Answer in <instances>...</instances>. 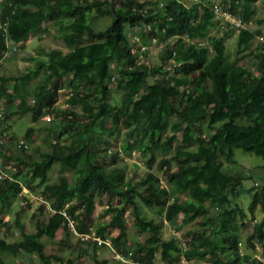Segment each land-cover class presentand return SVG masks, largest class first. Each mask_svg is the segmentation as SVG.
<instances>
[{
	"label": "trees",
	"instance_id": "16d2710c",
	"mask_svg": "<svg viewBox=\"0 0 264 264\" xmlns=\"http://www.w3.org/2000/svg\"><path fill=\"white\" fill-rule=\"evenodd\" d=\"M215 1L0 0V59L33 61L32 67L18 74L0 72V99L7 106L15 103V112L30 113L33 121L49 113L56 117L46 130L53 137L51 148L37 157L18 140L16 149L5 145L13 136L1 123L10 113L0 120L6 131L2 136L0 130V153L13 166L0 178V214L14 199L25 197L20 194L25 168L31 181L28 189L53 210L32 231L16 214L18 237L9 240L0 234V264H15L23 254L36 255L39 264H75L59 253L47 252L43 239L51 240L59 229L72 235L62 210L74 219L76 234L90 235L85 241L77 238L91 245V258L97 264L107 263L97 258L106 242L93 235L109 240L118 253L147 264H155L156 259L160 264H179L182 257L189 264H264L261 257L241 250L238 236L239 221L246 216L238 197L245 190L243 178L250 177L224 167L225 162L236 161L233 147L240 146L260 155L264 169V33L239 29L235 56L229 58L225 37L233 29L218 33ZM256 1L219 0L246 23L256 12ZM98 14L110 16L105 28L93 26ZM48 23L57 29L56 37L66 49L48 53L39 48L36 54L24 50L29 35L48 31ZM127 25L138 33L130 37ZM145 35L150 40H169L162 45L157 64L144 60L147 53L140 42ZM258 35L263 40L253 53L250 47ZM251 53L252 68L244 63ZM61 88L67 93L64 107L54 104ZM115 94L118 98L112 100ZM121 127L128 135L126 152H139L148 167L136 180L116 163L117 149H110L109 137ZM178 127H183L181 135ZM34 131V125H29L25 139ZM101 154L114 165L102 161ZM160 155H165L159 165L164 183L151 169ZM56 163L59 175L49 181L48 173ZM63 169L72 171V180ZM254 188L247 190L248 209L258 202L264 210V182ZM102 192L108 195L109 216L94 221L96 197ZM140 203L158 207L163 216L147 217ZM128 209L133 227L143 235L129 245ZM179 214L183 224L190 225L185 241L163 238V221L175 223ZM254 239L264 253V215L246 239L253 250Z\"/></svg>",
	"mask_w": 264,
	"mask_h": 264
},
{
	"label": "rangeland",
	"instance_id": "374dc122",
	"mask_svg": "<svg viewBox=\"0 0 264 264\" xmlns=\"http://www.w3.org/2000/svg\"><path fill=\"white\" fill-rule=\"evenodd\" d=\"M182 1L186 4L191 2V0H182ZM110 22H111V18L106 14L103 15L98 14L92 20V24L96 29L105 28ZM48 26H49L48 31H44L42 33H37V32L31 33L28 39L26 40L23 49L30 51L31 53L34 54L38 52L39 48L44 49V51L48 53L50 52L57 53L59 50H65L66 49L65 43L56 37V34L58 33L57 29L51 23H48ZM245 26L251 29H260L262 33H264V2L262 0L256 1V12L248 21V23L245 24ZM127 30H128V35L130 37L138 33V31H136V28L130 27L128 25H127ZM142 30L143 29L141 28V32H142L141 34H143L144 31ZM232 31L233 32L231 33V35L225 37V44L229 58L234 57L236 53L237 30L233 29ZM222 32L223 30L220 29L218 33H222ZM257 37L259 39H255L250 47L253 49V53L260 46V43L262 41L260 38L261 35H258ZM168 42L169 40L163 42L153 39L150 40V36L145 35L143 40H141V43L146 45L145 50L147 54L144 57L145 62L149 63V65H151L152 63L155 64L159 63L161 60L160 59L161 52H163L162 45H165ZM6 57L7 56H4L2 59H0V72H2L5 75L18 74L19 72L26 71L27 68L33 66L32 60L10 59ZM251 62H252V53L246 56L244 60V63L250 68L253 67ZM36 80L37 79L30 81L29 89L33 88L34 84L36 83ZM66 97H67V93L60 92L56 97L54 103L55 106L64 107L66 104L65 101ZM114 98H118V95L115 94L112 100H114ZM15 109H16L15 103H12L9 106H7L5 100L3 98L0 99V110L3 112V114L5 113V115H8L10 113L6 120V123H1V124L8 125L7 132L11 136H13L12 141H8V142L6 141L5 145H11L13 149H16L17 147L16 141L18 139H24L25 141H27L28 148L30 149L34 157L39 156V152L50 149L52 143L51 140L53 137L48 136L46 130H47V126L50 125V123L56 117L52 113H49L48 116H50L51 120L50 119L48 120V118L45 119L42 118L41 120L33 121L30 113H25L20 115L15 112ZM29 125H34L36 131H34V133L31 135L29 139H25L23 133ZM182 128L178 127L177 129V132L180 135H181L180 131H183L181 130ZM127 136L128 135L125 133L124 127H121L119 132H117L116 134H111L109 137V139L111 140L110 149L113 150L115 148L117 149V154H115L116 155L115 157H117L116 163L122 165L125 168L128 177L132 178L133 180H136L138 177H141L145 174L148 167L144 162V158L139 155V152L137 151H132L131 153L126 152ZM4 140H8V137H6ZM180 144H182V142H180ZM190 145L193 146L192 144ZM190 145L187 144L186 146H190ZM233 150L236 161L234 163L225 162L224 167L227 170L236 172L242 177H244V174L250 177L248 179L243 178L242 186L245 190L238 197L240 204L243 206V208L246 211V216L241 221H239V226H238V236L241 241L240 248L242 251L248 252L253 256L261 257L260 259H263L264 261V253L262 251V247L260 243L254 239L256 242V248L255 250H253L246 242L247 237L252 232L254 223L264 215V210L262 209V207L258 202L254 204L252 210L248 209V202H250V194H248L247 192V190L252 185L255 187L254 188L255 191L258 190V187H260L262 182H264V169L260 167L263 160L260 155H257L252 151L245 150L240 146H234ZM101 155L102 156H100V159L105 163H107L108 166L111 167L112 165H114L115 162H110L109 159H107V157L104 154ZM3 158L4 157L0 153V169L3 172L5 171L6 174H8L10 171L12 172L13 170V166L11 164L12 160L11 159L8 160L6 158L3 159ZM164 158L165 155L157 156L156 160L151 166L152 171L159 175L163 183H164V176H163L164 172L163 169L159 168V165ZM62 172L66 174L70 180H72L73 174L71 170L63 169ZM22 174L23 176L25 175L24 178L23 177L21 178V183L23 186L22 189L24 191L27 190L28 192H30L34 198L28 201L26 200L25 197L14 199L11 205L8 208H6L7 210L4 212V214L3 215L0 214V220H1L0 234L7 237V239L9 240L18 237L13 223V219L15 218L16 214L25 222L26 230L32 231L36 228V222L39 219H46L48 215L53 211L52 209L48 210L45 207L40 209V207L38 206L39 201L36 199L38 194L28 189V184L31 181L29 180V178H27L29 174L26 168L23 170ZM58 175H59V164L56 163L53 165V167L48 173V180L56 181ZM27 202H29L28 205H26ZM108 203L109 200H108V195L106 193L102 192L97 195L95 208L92 213V219L94 221H102L109 216V213H107L106 210ZM113 203H118V199L113 198ZM140 205H141V210H143V214L146 215L147 217L154 216L160 218L163 216V211L160 210L158 207L150 208L145 206L143 203H140ZM125 216H126L125 223L129 230V233L131 234V237L127 242L128 245L133 243L134 238L136 239L138 238L142 240L143 235L138 234L135 228L133 227V223H132L133 218L130 209L126 210ZM181 216H182L181 214L176 216L175 223H170L166 220L163 221V226H162L163 238L169 239L174 237L181 241L183 240L185 241V235H186L185 233L189 229L190 225L188 223L183 224ZM72 231L73 233L71 235L67 231L65 230L62 231V229H59L56 233V236L53 237L51 240L43 238L46 243V251L49 253H59L65 258H70L75 264H97L91 258V251H92L91 245L83 241H80L81 239L79 240L77 238V237L79 238L83 237L84 240L86 239L85 235L78 236V234H76V231L74 230ZM116 231H117L116 229H113L112 234H115ZM99 253L100 254H98L97 256L99 260L103 255H106L105 258L107 260V263L105 264H128L125 262L126 260L125 257H122L123 259L118 258V254L119 255L122 254L118 253L113 247L112 248L110 247L109 240H107V242L99 248ZM155 255L156 257H158V252H156ZM160 263L161 262L159 259L155 260V264H160ZM15 264H39V261H38V257L34 254L30 255L29 257L23 254L22 256L17 257V260H15Z\"/></svg>",
	"mask_w": 264,
	"mask_h": 264
},
{
	"label": "built area",
	"instance_id": "2783aa9c",
	"mask_svg": "<svg viewBox=\"0 0 264 264\" xmlns=\"http://www.w3.org/2000/svg\"><path fill=\"white\" fill-rule=\"evenodd\" d=\"M213 10H214V18L217 20V23H218V26L220 27V29L230 28V29H234V30L238 31L239 29L246 27L245 26L246 22L243 20L242 16H239L238 14L232 13V11L229 10L228 7L222 6L220 4L219 0H216L213 3ZM260 38H261V40H263L262 36ZM140 47L142 49H145L146 45L140 42ZM60 92H66V88L59 89V93ZM66 105H67V103L65 104V106ZM2 118H3V112L0 110V119L2 120ZM46 118H48V120H49L50 116H46ZM0 130H2L1 125H0ZM5 135H6V131L2 130V136H5ZM18 142L20 144H22L24 147L28 146L27 142L24 139H18ZM5 174L6 173H4L2 170H0V178H3ZM20 194L24 195L27 200H31L32 198H34L32 196V194L30 192H28L27 190L24 191L23 189H21ZM36 199L39 201V203L43 202L45 204L46 209L51 210L49 207V202H45L44 200H42L41 196H37ZM62 214L66 218L69 228L71 230L76 231L74 228V219L70 215H68L67 212L64 210H62ZM78 235L84 236V234H80V233H78ZM89 236H90L89 234H86L85 238H88ZM92 238H96L99 242H107V240H105V239L103 240L99 236H96V235H93ZM122 257L126 258L125 262L128 264H147L143 261L141 262V261H137V260H132L129 256H122V255L118 254V258L123 259ZM179 264H189V261L182 257L179 261Z\"/></svg>",
	"mask_w": 264,
	"mask_h": 264
},
{
	"label": "crops",
	"instance_id": "0c3cea01",
	"mask_svg": "<svg viewBox=\"0 0 264 264\" xmlns=\"http://www.w3.org/2000/svg\"><path fill=\"white\" fill-rule=\"evenodd\" d=\"M100 253H101V252H100ZM100 253H99V254H100ZM105 254H107V253H105ZM105 256H106V255H103V256L101 257V259H104V258H105ZM101 259H100V260H101ZM105 259H106V258H105Z\"/></svg>",
	"mask_w": 264,
	"mask_h": 264
}]
</instances>
